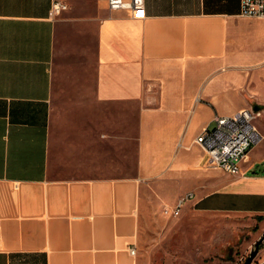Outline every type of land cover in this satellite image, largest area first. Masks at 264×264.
Returning <instances> with one entry per match:
<instances>
[{
  "label": "crops",
  "instance_id": "obj_1",
  "mask_svg": "<svg viewBox=\"0 0 264 264\" xmlns=\"http://www.w3.org/2000/svg\"><path fill=\"white\" fill-rule=\"evenodd\" d=\"M54 1L0 0V264H146L148 187L163 206L192 193L198 211L263 219L264 159L231 176L195 141L248 105L244 74L264 108V46L249 33L264 20L241 17L242 0H145L138 18L60 0L51 19ZM59 95L89 112L74 142L101 163L85 173L52 159ZM132 120L135 176H83L114 163Z\"/></svg>",
  "mask_w": 264,
  "mask_h": 264
},
{
  "label": "rangeland",
  "instance_id": "obj_2",
  "mask_svg": "<svg viewBox=\"0 0 264 264\" xmlns=\"http://www.w3.org/2000/svg\"><path fill=\"white\" fill-rule=\"evenodd\" d=\"M249 33L260 46H264V32L260 27H254ZM244 76L249 79L248 86L243 89V95L248 100V105L244 108H260L263 116L257 122V126L264 137V108L251 95V74ZM74 101L75 97L72 95L56 97L52 117L51 153L58 167L62 165L65 167L67 163H70V166H74V162L80 163L73 168L85 173L87 165L88 169L92 170L96 162L100 164L101 161L98 160L97 154L91 152L93 147L91 143H78L77 146L74 142L77 137H81L76 136L80 127L74 128V125L77 123L79 125L89 115L86 111L75 112ZM86 129L84 133L91 130ZM128 141L123 144L116 141L114 163L109 167H100L99 170L103 173L82 175L112 178L135 176L137 163L135 120L131 122ZM76 147L80 150L77 151ZM253 149L251 160H248V164H241L242 169L264 159V138ZM263 167L264 165L260 164L256 170L263 171ZM148 189L145 223L141 235V248L146 264H245L258 243L260 253L252 264H264V218L236 213L201 212L191 207L192 202H189L181 215L175 218L165 212L173 206L157 203L155 193L149 187Z\"/></svg>",
  "mask_w": 264,
  "mask_h": 264
},
{
  "label": "built area",
  "instance_id": "obj_3",
  "mask_svg": "<svg viewBox=\"0 0 264 264\" xmlns=\"http://www.w3.org/2000/svg\"><path fill=\"white\" fill-rule=\"evenodd\" d=\"M110 11H126L138 18L144 11L145 0H101ZM68 6L55 0L50 12L54 19L66 11ZM241 17L264 20V0H242ZM261 110L244 108L229 117H218L212 129H205L195 144L201 146L207 155V164L218 167L231 176L242 173L241 164L247 162L251 150L263 141L257 122L262 118ZM194 199L190 193L181 197L176 206L166 210V214L179 217L187 204ZM131 254L136 255V250Z\"/></svg>",
  "mask_w": 264,
  "mask_h": 264
},
{
  "label": "water",
  "instance_id": "obj_4",
  "mask_svg": "<svg viewBox=\"0 0 264 264\" xmlns=\"http://www.w3.org/2000/svg\"><path fill=\"white\" fill-rule=\"evenodd\" d=\"M257 110V108H255ZM260 253V244H256L255 249L252 251L250 257L246 260L245 264H252L255 258Z\"/></svg>",
  "mask_w": 264,
  "mask_h": 264
},
{
  "label": "trees",
  "instance_id": "obj_5",
  "mask_svg": "<svg viewBox=\"0 0 264 264\" xmlns=\"http://www.w3.org/2000/svg\"><path fill=\"white\" fill-rule=\"evenodd\" d=\"M257 109L259 110L260 108L258 107ZM253 174H254V175H258L257 172H254ZM259 174H260V173H259ZM262 174H264V172H263Z\"/></svg>",
  "mask_w": 264,
  "mask_h": 264
}]
</instances>
